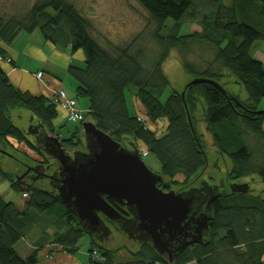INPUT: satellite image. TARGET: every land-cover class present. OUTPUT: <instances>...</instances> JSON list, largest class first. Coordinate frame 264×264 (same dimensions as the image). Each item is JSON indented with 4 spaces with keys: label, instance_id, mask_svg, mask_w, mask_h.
Wrapping results in <instances>:
<instances>
[{
    "label": "trees",
    "instance_id": "trees-1",
    "mask_svg": "<svg viewBox=\"0 0 264 264\" xmlns=\"http://www.w3.org/2000/svg\"><path fill=\"white\" fill-rule=\"evenodd\" d=\"M136 1L153 24L150 38L156 51L151 57L142 38L144 32L127 42L106 39L101 43L94 35L92 21L69 0H34L22 13H0V63H12V57L5 54L6 47L21 32L32 34L37 30L56 49L82 52L83 66L71 64L67 74L77 84L75 95L87 98L88 103L86 111L80 110L76 97H72L82 120H70L64 115V121L57 124L62 110L54 103V96L36 95L13 85L0 67V156H10L24 167L8 172L0 163V177L12 190L26 194L22 211L0 194V264H38L37 252L45 243L74 253L80 239L87 235L74 213L56 200L51 188L54 182L46 175L54 173L57 177L58 164L41 147L47 134L56 137L67 152H83L84 121L122 146L128 147L131 142L138 149L146 148L147 154L153 153L164 178L157 187L163 190L181 191L202 180L209 185L222 183L223 179L250 184L249 178L255 175L263 183L256 193L253 186L245 193L227 189L215 199L204 244L186 248L170 262L149 245L136 243L131 252L135 258L117 263L113 260L117 249L107 248L88 235V264H264V112L257 113L264 97V66L253 55L264 41V0ZM186 25H196L199 30L189 32ZM175 50L182 69L192 78L174 87L163 64ZM193 55L205 60L194 63L188 58ZM197 77L214 80L225 94L211 83H192ZM230 83L242 85L246 96L240 98L229 92L226 85ZM127 89L133 93L134 113L129 112L126 102ZM17 107L29 112V124H41L38 134H28L27 129L14 123L12 114ZM139 114L144 122L138 120ZM160 118L166 123L161 133L148 126ZM71 122L78 125L63 136V127ZM8 136L18 143L25 141L28 148L36 150L39 160L17 150ZM8 145L13 151L7 149ZM19 152L26 161L17 159ZM208 152L215 154L212 161ZM225 156L231 167L223 164L222 176L209 174L208 170L222 164ZM30 166L40 172L42 179L38 182L27 180L29 176L21 177ZM180 173L181 180L175 179ZM16 177L30 186L18 183ZM106 222L111 230H117L113 222ZM36 227L39 238L34 250L20 257L15 243ZM92 251L99 254V259L92 257Z\"/></svg>",
    "mask_w": 264,
    "mask_h": 264
},
{
    "label": "water",
    "instance_id": "water-1",
    "mask_svg": "<svg viewBox=\"0 0 264 264\" xmlns=\"http://www.w3.org/2000/svg\"><path fill=\"white\" fill-rule=\"evenodd\" d=\"M191 82L211 83L225 94L224 88L212 79L197 77ZM181 98L185 105L184 92ZM187 122L193 131L189 113ZM39 125L29 124L28 134H38ZM81 127L83 152L70 154L56 137L47 134L41 147L58 164L57 177L54 173L46 175L54 182L51 188L56 200L74 213L86 234L104 243L103 238L110 233L106 221H110L129 240L149 245L161 257L176 243L180 244L175 249L179 254L189 244H204L208 222L212 219L211 203L224 194L218 193L217 185L202 180L181 192L175 188L163 190L157 183L164 178L146 167L137 146L131 142L128 147L122 146L89 121L82 122ZM39 173L36 166H30L21 177L29 176L27 180L38 182L42 179ZM16 179L30 186L19 177ZM248 188L247 182L234 181L229 185L232 193H245ZM110 200L124 206L129 217L117 211ZM128 232L135 237H129ZM164 257L169 262L175 259Z\"/></svg>",
    "mask_w": 264,
    "mask_h": 264
},
{
    "label": "rangeland",
    "instance_id": "rangeland-1",
    "mask_svg": "<svg viewBox=\"0 0 264 264\" xmlns=\"http://www.w3.org/2000/svg\"><path fill=\"white\" fill-rule=\"evenodd\" d=\"M75 4V7L81 10L91 21L93 26L94 35L100 39L101 43H105V41L113 40L115 42H127L131 40V37L144 32V42L145 48L147 52L150 53V56H153V53L156 51L155 42L150 38L151 32L154 30L153 24L149 21V17L145 10L140 7L136 0H69ZM34 0H0V13L4 14H13V13H22L28 7L32 5ZM187 30L189 32H194L195 30H199V27L196 25H186ZM185 33V29L182 30ZM21 37L25 36L27 33H20ZM18 43V39H15L12 44ZM264 45V42H261ZM74 55V54H73ZM203 57H206L205 54H202ZM188 58L193 61L194 63L203 62L202 57L198 58V56H188ZM205 60V59H203ZM72 63L75 66H83L81 61H78L76 57L72 59ZM30 70V69H29ZM163 70L166 72L171 84L175 87L176 85H184L187 83L188 80L192 78V74L189 72H185L184 69L181 67L180 58H178L177 52L171 51L167 60L163 64ZM34 71V70H30ZM68 79L75 84V81L72 76H68ZM224 80V79H223ZM68 83V82H67ZM73 87V86H71ZM226 88L228 91L232 92L233 94L238 95L240 98H244L246 96L245 88L242 85L238 84H227ZM57 91V90H56ZM55 91V92H56ZM126 93V102L129 105V112L134 113L135 109L133 108V93L131 89H127ZM72 95L76 97V102L78 106L85 107L87 103V98L79 97L75 95V92H71ZM136 102V101H135ZM137 104L138 110L141 112L140 104ZM88 107V106H87ZM258 110H264V97L260 101L258 105ZM85 109V108H84ZM86 110V109H85ZM64 112V111H63ZM65 114V112H64ZM17 116H19L17 118ZM12 119L14 123L20 127H24L28 130L29 128V112L24 109L17 107L12 114ZM78 125L77 123L71 122L68 123L65 127H63L61 133L63 136H66L67 130H71L74 126ZM149 128L155 129V131H160L159 133L163 132L166 127V123L163 118L157 119V122L154 124H149ZM263 129H264V121H263ZM8 141H12L14 143V147L20 151H27L26 153L29 154L32 158L39 160V155L36 153L34 148H28L25 141H20L19 143L15 140L14 137L8 136ZM32 140V139H31ZM13 151L9 145L7 149ZM146 149V148H145ZM17 159L20 161H26V157L22 152L16 154ZM215 157V154L212 152H208V159L212 161ZM216 159V158H215ZM214 159V160H215ZM143 162L146 167H149L154 173L159 174L161 173V166L159 159L151 152H148L147 156L143 158ZM0 163L1 167L5 171H13L14 169L21 167L16 160L12 157L7 155L0 156ZM222 164L217 165V167H221L223 164H227L228 167H231L232 163L229 157L225 156L224 160L221 162ZM209 174H213L214 176H222V173L219 172L216 168H212L208 170ZM175 179L181 180L183 177L182 174H176ZM250 177L249 179L252 180V186L254 188V192L256 193L263 185L259 181V178L255 175L254 179ZM243 181V180H241ZM0 194L4 196L7 201L13 203L19 211H22L25 208L24 202L26 201V196L21 194V192H16L9 188V184L0 177ZM21 205V206H19ZM38 227L33 228L31 232L25 235L23 239L19 240L15 243L14 248L22 255L27 256L34 250V243L39 235ZM88 234L80 239L79 241V249L77 253H85L87 250L88 244ZM128 236L126 237L123 232L120 230L112 229L107 237H104V243L107 248H115L113 254V260L117 263L120 262H129L135 258V256L131 253L135 251L136 243L129 240ZM31 246V247H29ZM28 247V248H26ZM50 247V246H49ZM47 250L49 249L46 247ZM27 249V253L24 251ZM44 248L38 250V252L42 251ZM37 252V253H38ZM76 253V254H77ZM264 257V255H263ZM38 264H39V257H38ZM189 264H196L191 262Z\"/></svg>",
    "mask_w": 264,
    "mask_h": 264
},
{
    "label": "crops",
    "instance_id": "crops-1",
    "mask_svg": "<svg viewBox=\"0 0 264 264\" xmlns=\"http://www.w3.org/2000/svg\"><path fill=\"white\" fill-rule=\"evenodd\" d=\"M15 39H18V43H11L10 46L6 47L5 52L7 56L12 57V63H0V67H2L13 85L24 90H29L36 95L42 94L48 98L53 97L56 90L63 89L67 96L75 98L71 92H75L77 84L76 82L74 84L68 79L69 74H67V68L69 65L73 64L72 59L74 57H76L78 61H83V54L81 51L73 55L70 53L69 48L66 50L56 49L51 43L45 42L37 30L23 37L19 34ZM253 55H255L264 66L263 44L260 43ZM29 69L34 71H30ZM39 71H41L43 75L41 78L35 76ZM82 106H78L80 110L86 111L88 109L87 104L85 107ZM64 115V112L60 111L59 118L56 119L57 124H61L64 121ZM12 144L13 146L15 145L14 143ZM38 238L39 236L37 239ZM46 247L49 249L47 250ZM41 248L44 249L37 254V257H39V264H88L89 255H87V250L84 254L77 253L78 251L69 253L67 251L65 252L60 246H52L46 243ZM24 251L27 253V249ZM17 253L20 257L24 258L18 251Z\"/></svg>",
    "mask_w": 264,
    "mask_h": 264
},
{
    "label": "built area",
    "instance_id": "built-area-1",
    "mask_svg": "<svg viewBox=\"0 0 264 264\" xmlns=\"http://www.w3.org/2000/svg\"><path fill=\"white\" fill-rule=\"evenodd\" d=\"M0 61H2V58H0ZM38 78H41L43 75L39 71L35 75ZM54 96V103L56 106L65 112V116L68 117L70 120H82V114L79 112L77 107L75 106V99L72 97H69L66 95L65 91L63 89H59L53 94ZM138 120H142L144 122V118L141 114L138 115ZM139 156L143 159L147 155V151L145 148L138 149ZM26 196V194H24ZM91 255L95 259H99V254H97L95 251L91 252Z\"/></svg>",
    "mask_w": 264,
    "mask_h": 264
},
{
    "label": "flooded vegetation",
    "instance_id": "flooded-vegetation-1",
    "mask_svg": "<svg viewBox=\"0 0 264 264\" xmlns=\"http://www.w3.org/2000/svg\"><path fill=\"white\" fill-rule=\"evenodd\" d=\"M71 154V153H70ZM216 161L218 160V158L217 159H215ZM215 164V163H214ZM213 164V165H214ZM215 166H216V164H215ZM216 169L219 171V172H221V169H220V167H217L216 166ZM199 182H201V181H199ZM199 182H198V184H199ZM245 182H247V181H245ZM245 182H239V183H245ZM161 183V181H159L158 183H157V185H159ZM248 184H249V182H247ZM197 184V185H198ZM215 185H217V187H218V189H217V191H218V193L219 194H223L225 191H227V189H229V185L231 184L230 182H226L225 181V179H223V181H222V183L220 182V183H214ZM197 185H194V186H197ZM252 183H250L249 184V188L248 189H253L252 187ZM186 189H188V188H186ZM181 190H185V189H181ZM177 191H178V189H177ZM181 192V191H180ZM220 198V197H219ZM114 203V202H113ZM212 204V203H211ZM114 208L117 210V211H119V209H122V214L125 216V215H127L128 213H127V210L125 209V207L124 206H120L119 204L118 205H116L115 203H114ZM212 210V209H211ZM110 231H111V229H110ZM128 234H129V237H135V235L134 234H132V232H128ZM207 235H208V233H207ZM207 235L205 236V239L207 238ZM186 240L187 241H190L191 239H189V238H186ZM194 244H197V243H194ZM194 244L192 245H187L185 248H184V251H185V249L186 248H189V247H191V246H194ZM180 245V244H179ZM179 245H177V243L176 244H173L172 246H171V248H169L168 249V251L167 252H164L163 253V255L164 256H166V257H168V258H173V257H175V258H177L179 255H181L182 253H184V251L182 252V253H178L177 251H175V249L176 248H178V246Z\"/></svg>",
    "mask_w": 264,
    "mask_h": 264
}]
</instances>
